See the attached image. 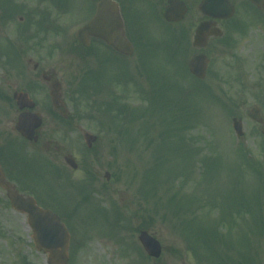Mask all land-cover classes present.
Segmentation results:
<instances>
[{
	"label": "rangeland",
	"instance_id": "obj_1",
	"mask_svg": "<svg viewBox=\"0 0 264 264\" xmlns=\"http://www.w3.org/2000/svg\"><path fill=\"white\" fill-rule=\"evenodd\" d=\"M115 1L124 7L127 0ZM132 1L143 5L142 0ZM32 2L36 0L25 2L29 9ZM58 2L61 11L71 10L73 18L81 22L93 12L94 0ZM239 5L232 19L220 23L222 39L214 40L205 50L211 59L203 81L206 88L190 80L183 63L184 58L187 61L196 54L189 48L188 40L191 46L193 31L203 19L198 11L191 12L176 28L164 23L157 10L146 16L141 11L140 16L150 20L133 25L126 21V26L132 29L130 33L128 30L131 40L141 45L134 48L132 57L110 56L98 43L93 45L91 52L100 51L102 61L106 56L112 58L110 65L103 62L99 67L94 56L82 63L71 53L69 43H60V67L71 75L68 80L73 82L71 86L66 84L68 91L71 90L75 98H83L78 108L75 105L71 110L82 120L80 124L84 129H88L85 118L92 121L89 126H94L98 119L108 118L109 122L123 104L140 111L138 118L134 113L128 114L129 122L136 119L137 122L129 124L123 120L124 133L118 125L119 131L110 134L106 131L107 127L112 128L110 124L102 130H92L99 134L100 140L90 152L82 146V136L76 134L71 138L69 146L75 161L83 163L93 179L99 180L90 179L86 170L83 176L77 172L65 178L68 186L77 182L85 184L88 201L82 198L85 191L79 194L72 188L56 193L61 201L56 202L64 213H72L71 225L64 221L70 231L68 264H126L141 256L139 250L132 248L131 234L118 232L120 226L112 222L115 209L111 194L128 196L138 213L152 219V229L166 247L164 258L171 264H181L171 258L183 259V256L185 264H235L238 260L241 262V252L249 256L251 245L255 247L258 264H264V226L256 225L254 222L258 221L254 219L252 222L249 219L252 214L242 217L230 212L232 208L242 209L244 214L251 210L254 216L264 219V135L260 126L247 117L249 109L258 107L264 118V8L258 13L248 4ZM123 14L127 16L125 9ZM224 40L228 43L226 46L222 45ZM159 42L160 47L162 42L165 47L159 49ZM142 51L143 56H140ZM122 65L127 68L124 73L135 74L134 78H138L137 72L141 71L146 82L140 77L139 87L146 91V85L149 86L150 101L135 94L138 86L131 76L127 81L111 82L110 87V77L120 73L118 67ZM99 68L104 71L100 79L106 87L99 85L89 91L81 81L85 74L97 73ZM99 71L101 74V69ZM126 86L128 95L124 98ZM85 91L91 99L89 104L84 100L87 96L82 95ZM214 96L219 99L218 104ZM114 97L117 102L111 104ZM91 112L94 118L88 117ZM234 117L243 123L244 136L238 142L232 138ZM237 147L243 149L250 161L243 158ZM105 171L111 173L108 183L103 179ZM40 196L44 197V193L40 192ZM225 210L229 211V216L221 226L233 223L237 226L230 233L228 225L225 226L220 232L225 238L220 243L214 239L215 247L206 248L200 237L202 229H210L211 225L219 228ZM102 211H109L111 215ZM124 212L129 214L128 210ZM120 213L126 221L125 227H132L133 219ZM232 215L235 217H230ZM192 216L197 222V234L181 228V222L188 223ZM64 218L70 223L68 215ZM0 229V264H46V256L34 249L26 218L15 214L5 202H0ZM117 243L121 244L120 250H112L118 248ZM112 253L116 259L110 262L107 257ZM136 264L141 262L136 261Z\"/></svg>",
	"mask_w": 264,
	"mask_h": 264
},
{
	"label": "flooded vegetation",
	"instance_id": "obj_2",
	"mask_svg": "<svg viewBox=\"0 0 264 264\" xmlns=\"http://www.w3.org/2000/svg\"><path fill=\"white\" fill-rule=\"evenodd\" d=\"M179 1L185 3L188 14H191L197 11L201 0ZM229 1L235 8L237 2ZM25 2L26 0H0V177L11 184L18 194L33 197L40 207L54 212L59 210L56 201L51 200L48 194L40 196L36 184H33L34 180L28 183L24 180L22 171L14 167L11 159L12 148L40 157L54 178L65 179L64 176L68 172L65 162L70 158L71 151L70 147L61 141L65 139L69 144V138L76 133L85 132L77 126V119L69 108L71 99L67 92L66 79L71 75L64 69L61 70L55 49L39 43L60 37V25L50 18L44 23L36 20L35 16L44 15L41 11L42 2L32 3V9H29ZM163 2L164 0H142L141 7L134 1L127 0L124 7L119 5L123 19L130 24H137L150 20L141 17V11L145 12V16L152 10L161 11L164 9ZM166 2L167 0L165 4ZM124 9L127 16L123 14ZM28 22H31L32 26L29 29L23 24ZM37 22L41 23L40 27L46 25L47 32L38 33ZM11 38L19 40V49H7ZM29 40L31 44L28 43ZM27 115L35 116V122L40 123L33 131L31 140L24 139L17 130L19 118ZM30 177L33 179L34 173H31ZM0 200L7 201V193L1 183ZM141 231L153 236L150 227H135L133 230L135 235ZM138 247L140 245L135 243L134 248ZM135 260L141 264H166V259L150 258L144 250L141 257Z\"/></svg>",
	"mask_w": 264,
	"mask_h": 264
},
{
	"label": "water",
	"instance_id": "obj_3",
	"mask_svg": "<svg viewBox=\"0 0 264 264\" xmlns=\"http://www.w3.org/2000/svg\"><path fill=\"white\" fill-rule=\"evenodd\" d=\"M215 0H205L202 5V10L204 13L211 16L218 17H228L232 14L231 9L221 8L214 6ZM254 2L258 7L263 5L264 0H250ZM222 2V1H221ZM172 9H169L166 12V18L169 21L179 20L183 13L184 9H179L174 7V3L170 2ZM114 5L111 1L105 0L98 5V13L95 20L86 26L84 29L78 32V40L87 45L85 39L88 35H95L101 37L112 46L118 52L130 55L132 50L130 45L127 43L124 38V33L122 30V25L118 20L114 19L113 14ZM214 32V31H212ZM216 34L219 32L216 31ZM210 34L208 25H201L198 31L196 32L195 40L199 45H202L205 40V36ZM206 60L202 57H198L191 61L190 69L197 77L204 76V70L206 67ZM248 116L254 121L262 124L264 129V121L259 116L258 109H253L249 112ZM234 128L236 129L238 135L241 134V124L234 121ZM264 133V130H263ZM87 142L90 144L91 139L87 138ZM12 205L15 209L28 213L29 215V224L34 232V240L37 244L36 246L45 248V251L49 254L48 264H66L68 260L67 248L69 236L65 228L59 223L58 219L52 216L50 213H45L40 209L36 208L31 200H23L16 198L12 201ZM143 244L146 246V249L149 253L158 256V246L157 243L153 240L141 239Z\"/></svg>",
	"mask_w": 264,
	"mask_h": 264
}]
</instances>
